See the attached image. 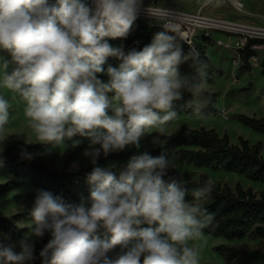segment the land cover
Instances as JSON below:
<instances>
[{"label": "clouds", "instance_id": "9594fccd", "mask_svg": "<svg viewBox=\"0 0 264 264\" xmlns=\"http://www.w3.org/2000/svg\"><path fill=\"white\" fill-rule=\"evenodd\" d=\"M142 4L0 0V53L10 57L0 55V89L24 102L35 143L59 146L75 136L87 138L83 154L95 165L101 153L139 150L145 134L162 133L176 119L175 103L185 93L193 97L194 114H202L208 100L197 76L207 73L194 46L184 52L166 26L140 50L125 52L106 39L126 38ZM233 4L243 10L238 0ZM109 57L120 63L107 68L103 81L99 75ZM184 64L192 71L183 73ZM10 107L0 94V131L9 123ZM80 143L75 140L72 147ZM169 168L167 156L138 151L118 174L93 167L87 176L90 193L78 204L40 191L20 251L0 244V264H32L34 245L28 241L45 233L51 238L39 253L42 264H141V258L142 264H200L195 241L212 219L205 204L216 181L208 177L189 189Z\"/></svg>", "mask_w": 264, "mask_h": 264}, {"label": "trees", "instance_id": "16d2710c", "mask_svg": "<svg viewBox=\"0 0 264 264\" xmlns=\"http://www.w3.org/2000/svg\"><path fill=\"white\" fill-rule=\"evenodd\" d=\"M163 31L165 29L162 26L137 18L126 38L106 39L109 43L123 42L124 51L127 52L132 48L142 49L143 46L152 42L156 33ZM168 34L176 36L177 42L181 44L184 52L189 51L190 45L185 43L177 33L169 32ZM263 43L264 40L261 39H248L245 48L240 51V58L243 61L241 71H250L249 61L256 55L252 46ZM194 47L199 51L201 65L207 73L203 78L197 76V82L202 79L203 85L213 83V65L204 46L195 43ZM118 65V61L109 57L103 68L107 71L109 66L118 67ZM181 71L188 73L192 69L188 64H184L181 66ZM261 73L264 76V59L261 63ZM204 99H207L208 102L202 107L201 116L218 115L219 111L215 106L216 94L206 91ZM192 100L193 97L185 93L184 98L175 103L174 110L177 117L183 114L196 116L193 107L189 106V102ZM237 119L253 131L264 134V117L255 118L240 115ZM173 121L166 126L171 125ZM147 135L148 133L144 137ZM155 136L160 140L161 146L151 154L153 156L163 154L169 159L176 155L181 161L196 168L230 172L264 184V157L261 154L260 144L250 145L247 140L240 138L239 144L234 145L231 144L229 136L226 134L220 136L214 129H193L186 125L173 134L157 132ZM68 141L69 139H65L63 143ZM53 146L55 145L27 144L23 140H0V158L3 159V164L0 165V198L20 189L26 180H30L31 184L39 191L50 192L66 204H78L81 197H87L90 193L87 176L93 167H101L106 162L120 157L115 153H109L107 156L101 153L95 165L90 162L84 169L56 170L47 166L37 156ZM25 154H29L30 158ZM169 175L185 182L189 189L199 186L209 177L207 174H203L198 180H194L189 174H180L177 171H169ZM187 199L192 200L190 193ZM205 207L212 219L206 223L202 233L227 241L245 238L264 241V193L258 197L251 189L245 190L239 184L232 189L216 182L214 191ZM22 219H31L30 212L15 214L10 219L0 216V232L7 236V240L0 239V244L6 245L8 241L16 242L22 239L26 230L15 225V222ZM50 238V233H46L41 243L31 242L34 245L33 254L36 257L32 264H42L39 253ZM101 238L104 237L101 235ZM216 251L223 257L225 264H264V249L249 250L231 244H222L216 248ZM142 260L143 258H141V264Z\"/></svg>", "mask_w": 264, "mask_h": 264}, {"label": "rangeland", "instance_id": "374dc122", "mask_svg": "<svg viewBox=\"0 0 264 264\" xmlns=\"http://www.w3.org/2000/svg\"><path fill=\"white\" fill-rule=\"evenodd\" d=\"M245 5V12L242 14L234 12L229 6L209 5L203 8L202 15L210 20L224 23H232L240 26L254 28H264V0H241ZM209 0H143L141 8H165L170 10L196 13L205 6ZM138 17L153 23L155 19L139 15ZM158 22V21H157ZM241 33L223 27H216L206 32H198L195 42L204 46L207 56L212 62L213 83L204 84L206 91L216 94V109L219 114L216 116H191L183 114L177 117L169 126H165V134H173L186 125L193 129H214L220 136L228 135L231 144H239L240 138L247 140L250 145L261 146V154L264 157V134L253 131L238 121L240 115L248 117H264V76L261 73V63L264 59V51L260 52L258 62H249L250 71H241L243 61L237 49ZM113 46H123V42L116 41L110 43ZM5 58L10 59L6 53H0ZM115 59V58H114ZM118 61L117 59H115ZM120 63V61H118ZM107 81L106 71L99 77ZM0 94L4 95L10 102V120L5 128L0 131V140H23L27 144H35L36 137L28 125L24 116V102L6 90L0 89ZM158 131L152 130L141 139V148L128 147L123 151L111 152L119 154L120 157L113 161H108L101 167H111L117 171L124 166L132 155L138 151H147L150 154L155 152L160 146V140L155 136ZM157 138L158 143H153ZM75 140L81 141L78 147H72ZM28 141V142H27ZM88 146L87 138L75 136L63 145L53 146L44 153L37 154L49 167L56 170L84 169L91 162L90 157L84 156V150ZM169 171H177L180 174H189L194 180H198L201 175L207 174L214 178L216 182L227 185L234 189L236 185H241L245 190L251 189L258 197L264 193V184L254 182L248 178L225 171H214L208 168H196L181 161L178 156L169 158ZM40 191L35 188L30 180H26L24 186L6 196L0 198V216L11 218L15 214L31 212L35 198ZM80 202V201H79ZM31 219H22L15 222L18 228L26 231L22 237L24 239L29 234ZM46 235V233H45ZM30 237L29 243H41L45 238ZM0 239L7 240V236L0 232ZM21 239V240H22ZM20 240V241H21ZM20 241H8L6 245H13L16 252L20 251ZM195 244L199 247L200 264H225L223 257L216 251L222 244H231L244 247L249 250L264 249V241L261 239L245 238L242 240L227 241L223 238H215L210 234H204L197 238ZM119 248L109 253L114 257Z\"/></svg>", "mask_w": 264, "mask_h": 264}, {"label": "built area", "instance_id": "2783aa9c", "mask_svg": "<svg viewBox=\"0 0 264 264\" xmlns=\"http://www.w3.org/2000/svg\"><path fill=\"white\" fill-rule=\"evenodd\" d=\"M84 1L87 2L89 5H91V0H84ZM238 2L243 4V10L238 11L233 4V0H209V2L205 4V6L201 7L200 10L196 13H187L183 11L170 10L165 8H141L139 15H143L155 19L156 22H153V24H158L163 28L164 26H166L172 32L177 33L185 43H187L190 46H194L196 43L195 38L197 37L198 32H206L216 27H222L219 25H215L217 23H222V22L205 18L202 15L203 8H206L209 5L216 4L217 6H229L234 12L242 14L245 12V5L241 0H238ZM242 27H248V26H242ZM248 28L249 29L247 30H249L250 33L240 32L241 36L239 38L238 46H237L239 52L245 48L248 39L264 40V28H254V27H248ZM252 49L256 52V55H254L249 62L251 63L258 62L260 58L259 57L260 52L264 51V43L253 45Z\"/></svg>", "mask_w": 264, "mask_h": 264}, {"label": "bare ground", "instance_id": "6f19581e", "mask_svg": "<svg viewBox=\"0 0 264 264\" xmlns=\"http://www.w3.org/2000/svg\"><path fill=\"white\" fill-rule=\"evenodd\" d=\"M215 25H219V26L225 27L227 29L236 30L238 32L250 33V31L247 30V29H249L248 27H242L240 25H236V24H232V23H223L222 22V23H217ZM259 33H262V32H259Z\"/></svg>", "mask_w": 264, "mask_h": 264}]
</instances>
